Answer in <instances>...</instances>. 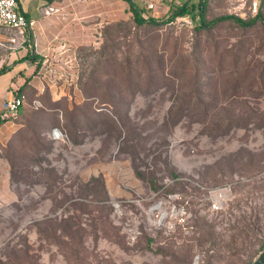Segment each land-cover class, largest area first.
Listing matches in <instances>:
<instances>
[{
    "label": "rangeland",
    "instance_id": "1",
    "mask_svg": "<svg viewBox=\"0 0 264 264\" xmlns=\"http://www.w3.org/2000/svg\"><path fill=\"white\" fill-rule=\"evenodd\" d=\"M82 1L77 14L50 21L43 4L34 17L38 45L68 48L56 57L78 84L31 82L33 61L15 85L13 68L0 76L1 118L7 91L28 81L18 118L0 124V264H251L264 249V25L200 28L199 0L136 25L124 0ZM249 5L205 0V22L247 18ZM33 42L31 30L0 28V67ZM172 106L188 115L174 125ZM98 175L104 187H85ZM72 212L77 254L32 225Z\"/></svg>",
    "mask_w": 264,
    "mask_h": 264
},
{
    "label": "trees",
    "instance_id": "2",
    "mask_svg": "<svg viewBox=\"0 0 264 264\" xmlns=\"http://www.w3.org/2000/svg\"><path fill=\"white\" fill-rule=\"evenodd\" d=\"M46 2H51L52 0H45ZM129 7V11L132 13L133 15V20L135 22L136 25H143L146 23H150V24H154V25H162L164 23L170 22L178 17H182L186 14H189L193 11L195 5L194 2L192 0H186L182 5H177L175 7L172 8L171 11L165 13L164 15L168 14L167 19L166 20H159L157 19L156 16H152L147 14L143 9H140L139 6L137 5V3L134 0H124ZM249 4H250V0ZM261 7V0H259L258 3V11L255 15L251 14V11H249V17L245 18V17H240V16H236V15H223L220 16L216 19H213L209 22H205V18H204V11H205V0H199L198 4H197V15H196V20L197 22H199V27L200 28H207L210 26H213L215 23L220 22V21H224V20H232L234 21L236 24H238L241 27H249L253 24H255L256 21L260 20V22L264 25V17L263 14L260 10ZM26 17H28V14H26ZM28 36V35H27ZM30 39V36L28 37ZM31 38H32V34H31ZM27 40V44L29 45L28 42H31L30 40ZM37 58H39L33 51L32 49V45H30V50H28L26 52V54L17 59L14 60L12 63L8 64V65H2L0 67V75L6 73L7 71H9L13 66H15L16 64L25 62V61H34ZM28 81H25L23 83V85H21L17 90H16V95L18 97H22V102L18 107L17 113L14 117H11L10 120L14 121L18 118L20 112L22 111V107L24 106V100H23V96H25L23 94V88L24 86L27 84ZM185 115L183 113V111L181 109H175V106H172V108L169 109L167 116H166V123L170 124V125H174L176 123H178L179 121L182 120V118H184ZM116 118V116H115ZM6 119L1 118L0 117V124H2L3 122H5ZM233 122V121H232ZM232 122L229 123V125H227V128H229L232 124ZM224 127L221 128L219 131L222 133L224 132ZM223 130V131H222ZM226 130V129H225ZM77 143V142H75ZM142 148L141 146H139L138 144H134V145H128L126 146V151L129 150V153L131 155H136L139 152V149ZM125 150V148H124ZM175 177H177L178 175L173 174ZM152 183H154V179H152L151 181ZM98 186H103L104 187V180L103 177L101 175H98L97 177L93 176L91 177L85 184V187H87L88 189H96V187ZM105 194V192L103 193ZM105 197H103V200L106 199V195H103ZM108 203H104L102 206L105 208H108ZM76 210H79L76 208ZM102 210V208H101ZM103 214H100V216H98V224L100 228H103L105 223L107 222L106 218H102ZM33 226H36L40 232V234L43 235V238L46 239L48 242H53L58 244L59 246H61L62 249L65 250V248H72L73 250H71L72 254H77L78 253V237H80V231L82 230V223L80 221V215L77 213H69L66 216H55V217H44L43 219L39 220V221H35L34 223H32ZM64 237L68 238L69 241L71 242L72 245L69 244V242L67 240L64 239ZM152 240L149 238L147 239V243L149 244Z\"/></svg>",
    "mask_w": 264,
    "mask_h": 264
},
{
    "label": "built area",
    "instance_id": "3",
    "mask_svg": "<svg viewBox=\"0 0 264 264\" xmlns=\"http://www.w3.org/2000/svg\"><path fill=\"white\" fill-rule=\"evenodd\" d=\"M140 5L139 8L143 9L147 14L156 16L158 12V8H164V14L172 10V4L175 6L182 5L185 0H139ZM258 3L259 0H250L249 10L252 15H255L258 11ZM53 10L49 8L46 13ZM157 13V14H156ZM35 21L31 18H27L25 12L22 10L20 6L19 0H0V28H17L21 32L30 31L34 37V42L32 49L34 53L39 57L35 62V69L33 71V75L37 81V83H45L52 82L54 85L56 83H64L69 82L73 84H78L79 76L76 73V76L72 78V74L65 71V74H62L61 62L62 60L57 59L58 57L63 56L69 49L64 45L59 46V49L55 52L47 49L46 53L43 49L40 48L34 33ZM28 40V38H27ZM57 53V54H56ZM58 56V57H56ZM71 84L69 86H71ZM68 86V87H69ZM16 91H11L9 95L6 97L3 104V113L2 118L6 119V121H10L11 117H14L17 113L18 107L22 102V97H18L15 93ZM53 136L55 138L56 135L59 134L58 131H53ZM221 196V195H220ZM216 200L211 204V209L217 210L219 207V197L215 198Z\"/></svg>",
    "mask_w": 264,
    "mask_h": 264
},
{
    "label": "crops",
    "instance_id": "4",
    "mask_svg": "<svg viewBox=\"0 0 264 264\" xmlns=\"http://www.w3.org/2000/svg\"><path fill=\"white\" fill-rule=\"evenodd\" d=\"M20 2V6L22 8V10L28 14V17L33 19L34 21L37 20L38 18H34V17H38V16H41L40 15V5H43L45 4L46 7H45V18H49L51 19L50 21H52L53 18H55L56 16H58L55 11H59L60 9H63L67 14H77V10L78 8L80 7H83V2L82 0H52L51 2H46L45 0H19ZM92 3H89V6L88 7H94V3L93 1H91ZM85 4V3H84ZM49 8H52L53 10L49 11V13H46V11L49 9ZM44 13V12H43ZM69 18V17H68ZM38 21V20H37ZM71 28H73L72 26H69L68 27V31L71 32ZM78 32V31H77ZM35 33V31H34ZM76 34V33H74ZM36 35V34H35ZM28 38V36L26 37V39ZM27 41V40H26ZM27 63L28 61H25V62H22V63H19V64H16L15 66H13V76L9 79V81L6 83V86L8 88V85L9 84H12V85H15L16 83L20 82V78H16L15 77V72L16 70H22L23 66H26L27 67ZM33 70H32V73L35 69V62L33 61ZM32 68V67H31ZM2 76V75H0ZM16 79V80H15ZM14 82H13V81ZM12 81V82H11ZM16 82V83H15ZM31 82H34V83H37L34 75L32 76V80ZM30 83V82H29ZM18 88V87H17ZM11 91H7L6 93V96H5V99L6 97L9 95ZM5 101V100H4ZM4 104V102H3ZM7 121L3 122L2 124L6 123ZM1 124V125H2Z\"/></svg>",
    "mask_w": 264,
    "mask_h": 264
},
{
    "label": "bare ground",
    "instance_id": "5",
    "mask_svg": "<svg viewBox=\"0 0 264 264\" xmlns=\"http://www.w3.org/2000/svg\"><path fill=\"white\" fill-rule=\"evenodd\" d=\"M259 257V256H258ZM255 260L256 262L254 264H264V254L261 255L259 258Z\"/></svg>",
    "mask_w": 264,
    "mask_h": 264
},
{
    "label": "water",
    "instance_id": "6",
    "mask_svg": "<svg viewBox=\"0 0 264 264\" xmlns=\"http://www.w3.org/2000/svg\"><path fill=\"white\" fill-rule=\"evenodd\" d=\"M263 251H264V249L258 254V256L261 255V253H262ZM258 256H257V257H258ZM257 257L252 261L251 264H254V263L256 262L255 260L257 259Z\"/></svg>",
    "mask_w": 264,
    "mask_h": 264
}]
</instances>
